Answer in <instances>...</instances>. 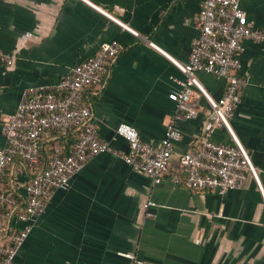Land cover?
I'll return each mask as SVG.
<instances>
[{
    "label": "crops",
    "instance_id": "1",
    "mask_svg": "<svg viewBox=\"0 0 264 264\" xmlns=\"http://www.w3.org/2000/svg\"><path fill=\"white\" fill-rule=\"evenodd\" d=\"M88 1L138 35L86 0H0V48L13 56L11 64L0 62V145L2 124L23 90L56 84L69 68L112 40L122 46L119 54L108 65L103 83L85 88L82 96L91 107L98 136L126 152L128 143L115 131L122 122L154 145L173 120L182 134L159 183L110 152L93 155L70 177L66 189L54 191L12 264H264V42L243 40L238 72L247 84L230 120L261 186L250 175L239 189L196 190L187 185L179 156L205 136L211 108L201 97L196 117H176L168 93L179 87L172 77L183 74L160 49L187 62L191 41L199 33L202 0ZM239 3L264 30V0ZM195 74L213 98L223 94L224 79L203 71ZM210 136L231 140L224 127H215ZM76 137L72 130L66 136L47 131L42 165L50 144L67 151ZM37 169L16 157L0 178V190L21 206L24 186ZM148 200L154 204L145 208ZM13 219L10 213L6 221L14 224Z\"/></svg>",
    "mask_w": 264,
    "mask_h": 264
},
{
    "label": "built area",
    "instance_id": "2",
    "mask_svg": "<svg viewBox=\"0 0 264 264\" xmlns=\"http://www.w3.org/2000/svg\"><path fill=\"white\" fill-rule=\"evenodd\" d=\"M86 1L123 28L138 35L135 29L107 10ZM198 29L199 33L191 41L185 63L149 42L168 56L183 74L182 78L172 77L179 87L168 93V98L175 103L176 117H196L201 97L207 100L211 108V115L204 124L205 136L197 146L183 151L179 156L181 171L187 185L196 190L213 189L224 193L239 189L250 175L260 185L248 151L234 134L230 120L241 100V91L247 84V77L238 72L241 67L240 54L244 50L243 40L264 42V30L249 20L239 0H202ZM121 48L117 40L103 43L93 55L69 68L56 84L26 88L15 111L3 122L0 178L16 157L29 167L35 165L43 135L47 131L65 134L76 129L79 136L71 152L64 156L55 153L47 165L26 183L24 205L15 212L14 224L6 221L10 213L0 206V235L9 234L8 242L0 244V264L13 263L33 222L45 211L54 191L66 189L70 177L93 155L110 152L122 158L134 172L149 177L154 183H159L168 170L175 142L182 134L176 121L167 125L157 145L144 141L132 125L119 123L115 131L128 143V150L123 152L98 136L91 107L82 101L85 88L103 83L108 65ZM12 61L13 56L0 48V62L8 65ZM197 71L225 80L224 91L219 98H213L205 90L195 74ZM215 127L226 128L231 140L213 139L210 135ZM262 193L264 196L263 190ZM0 203L7 208H15L16 199L0 190ZM152 204L148 200L144 206L148 208Z\"/></svg>",
    "mask_w": 264,
    "mask_h": 264
},
{
    "label": "trees",
    "instance_id": "3",
    "mask_svg": "<svg viewBox=\"0 0 264 264\" xmlns=\"http://www.w3.org/2000/svg\"><path fill=\"white\" fill-rule=\"evenodd\" d=\"M72 131H75L76 132V135H77V137H76V140L78 139V136H79V132L76 130V129H71ZM70 130V131H71ZM53 132H55V133H57V134H59V135H63V136H66L68 133H65V134H63V133H59V132H57V131H54V130H52ZM75 140V141H76ZM74 141V142H75ZM74 144V143H73ZM73 144L71 145V148H69V150H67V151H65L63 148H61L58 144H50L49 146L51 147L50 148V155H47V157H48V159H47V161H46V163H44L43 165H42V156H44L45 157V150H47L46 149V147L43 149V146L41 145V149H40V155H39V159H38V162L34 165V166H32V167H30V168H33V169H36V168H38L37 170H36V173L42 168V167H44V166H46L47 165V163H48V161L52 158V156L55 154V153H58V154H60V155H66L67 153H69V152H71V149H72V147H73ZM28 166V165H27ZM29 167V166H28ZM35 173V174H36ZM34 174V175H35ZM33 175V176H34ZM32 176V177H33ZM31 177V178H32ZM30 178V179H31ZM14 195V194H13ZM24 195V199H25V194H23ZM23 205H24V202H23V204L20 206V205H18L17 206V203H16V206L18 207H13V208H4L5 210H7L8 209V212L9 213H11L12 215H14L15 214V212L18 210V209H22V207H23ZM8 240H9V234H4V235H0V244H3V245H5L7 242H8Z\"/></svg>",
    "mask_w": 264,
    "mask_h": 264
}]
</instances>
